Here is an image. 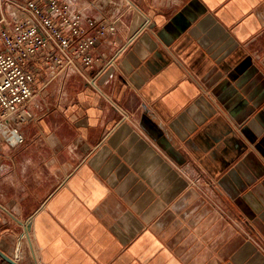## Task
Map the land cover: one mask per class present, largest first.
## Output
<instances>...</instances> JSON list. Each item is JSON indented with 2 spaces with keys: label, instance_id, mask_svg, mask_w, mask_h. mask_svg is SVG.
<instances>
[{
  "label": "crops",
  "instance_id": "crops-1",
  "mask_svg": "<svg viewBox=\"0 0 264 264\" xmlns=\"http://www.w3.org/2000/svg\"><path fill=\"white\" fill-rule=\"evenodd\" d=\"M71 2L116 28L92 65L33 64L24 140L0 153V249L264 264V0Z\"/></svg>",
  "mask_w": 264,
  "mask_h": 264
},
{
  "label": "built area",
  "instance_id": "built-area-1",
  "mask_svg": "<svg viewBox=\"0 0 264 264\" xmlns=\"http://www.w3.org/2000/svg\"><path fill=\"white\" fill-rule=\"evenodd\" d=\"M115 28L114 22L84 18L71 0H0V153L24 140L20 126L30 118L35 61L46 64L50 78L76 59L92 65L98 57L91 49ZM21 227L19 240H25L29 225Z\"/></svg>",
  "mask_w": 264,
  "mask_h": 264
},
{
  "label": "water",
  "instance_id": "water-1",
  "mask_svg": "<svg viewBox=\"0 0 264 264\" xmlns=\"http://www.w3.org/2000/svg\"><path fill=\"white\" fill-rule=\"evenodd\" d=\"M0 258L5 261L7 264H20L19 262H17L16 260H14L12 257H10L8 254H6L5 252H3L0 249Z\"/></svg>",
  "mask_w": 264,
  "mask_h": 264
},
{
  "label": "rangeland",
  "instance_id": "rangeland-1",
  "mask_svg": "<svg viewBox=\"0 0 264 264\" xmlns=\"http://www.w3.org/2000/svg\"><path fill=\"white\" fill-rule=\"evenodd\" d=\"M23 240H24V239H23ZM19 254H20L19 251H17L15 255H19ZM9 256H10V255H9ZM10 257H12V258L14 259V253H13ZM22 258H23V257H22ZM22 258H21V259H22ZM21 259H20L19 261H18V260H17V261H18L20 264H24V263H22L23 260L21 261ZM0 264H2V263L0 262ZM29 264H31V263H29Z\"/></svg>",
  "mask_w": 264,
  "mask_h": 264
},
{
  "label": "trees",
  "instance_id": "trees-1",
  "mask_svg": "<svg viewBox=\"0 0 264 264\" xmlns=\"http://www.w3.org/2000/svg\"><path fill=\"white\" fill-rule=\"evenodd\" d=\"M0 262L2 263V264H7L5 261H3L1 258H0Z\"/></svg>",
  "mask_w": 264,
  "mask_h": 264
}]
</instances>
